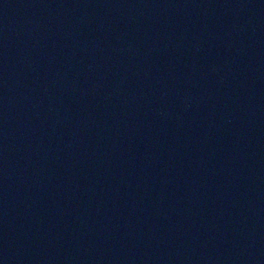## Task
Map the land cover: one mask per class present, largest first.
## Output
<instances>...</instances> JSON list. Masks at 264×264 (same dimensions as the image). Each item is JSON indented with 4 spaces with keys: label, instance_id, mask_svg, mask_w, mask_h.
I'll return each mask as SVG.
<instances>
[{
    "label": "water",
    "instance_id": "1",
    "mask_svg": "<svg viewBox=\"0 0 264 264\" xmlns=\"http://www.w3.org/2000/svg\"><path fill=\"white\" fill-rule=\"evenodd\" d=\"M0 264H264V0H0Z\"/></svg>",
    "mask_w": 264,
    "mask_h": 264
}]
</instances>
